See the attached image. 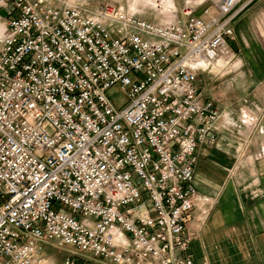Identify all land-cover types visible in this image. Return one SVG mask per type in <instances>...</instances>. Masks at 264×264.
Masks as SVG:
<instances>
[{
  "label": "built area",
  "instance_id": "2783aa9c",
  "mask_svg": "<svg viewBox=\"0 0 264 264\" xmlns=\"http://www.w3.org/2000/svg\"><path fill=\"white\" fill-rule=\"evenodd\" d=\"M253 1L155 24L111 2L0 0V264H53L51 241L103 264H196L197 153L222 117L198 75Z\"/></svg>",
  "mask_w": 264,
  "mask_h": 264
},
{
  "label": "crops",
  "instance_id": "0c3cea01",
  "mask_svg": "<svg viewBox=\"0 0 264 264\" xmlns=\"http://www.w3.org/2000/svg\"><path fill=\"white\" fill-rule=\"evenodd\" d=\"M174 1L181 10L174 19L185 22V0ZM193 10L206 21L220 15L213 7H205L203 14ZM262 16L264 0H254L233 21L234 37L223 53L234 57L211 60L198 75L201 92L215 101L222 117L216 143L197 153L198 195L186 223L196 264H264Z\"/></svg>",
  "mask_w": 264,
  "mask_h": 264
},
{
  "label": "rangeland",
  "instance_id": "374dc122",
  "mask_svg": "<svg viewBox=\"0 0 264 264\" xmlns=\"http://www.w3.org/2000/svg\"><path fill=\"white\" fill-rule=\"evenodd\" d=\"M79 5L88 6L90 8L96 9L100 7L102 4L111 2L115 3L116 5L120 6L122 9L135 14L136 16L146 19L148 21H151L155 24H167L169 22L174 21L176 13L178 10H180V7H178V4L175 3L174 0H71ZM188 1V0H187ZM195 1V0H189ZM201 1V0H198ZM221 0H210L209 2H206L205 4H200L201 2L196 3H190L185 2L182 4V9L185 11L187 8H197V12L199 14H203L205 7H213L214 9H218V5L220 4ZM195 7V8H194ZM179 8V9H178ZM181 11V10H180ZM203 12V13H202ZM6 11L4 9L0 10V37L2 35V32L4 30V24L6 21L5 16ZM146 17V18H145ZM260 22V33H262L264 38V16H262V20ZM226 51V50H225ZM227 51L224 52L216 61H218L221 57H224V60L227 61ZM209 60L203 59L202 63L204 65L209 64ZM109 96L115 102L116 104H120L125 99V92L120 90L118 87H115L111 91H109ZM77 248L70 245H59L56 242H47L44 244V252L45 255L48 257V259L53 264H64L65 260L69 256H78V262L80 264H88L89 262H92L93 264H103L100 259L95 257L91 252L89 251H78L80 254H76L75 250Z\"/></svg>",
  "mask_w": 264,
  "mask_h": 264
},
{
  "label": "bare ground",
  "instance_id": "6f19581e",
  "mask_svg": "<svg viewBox=\"0 0 264 264\" xmlns=\"http://www.w3.org/2000/svg\"><path fill=\"white\" fill-rule=\"evenodd\" d=\"M224 50V49H223ZM206 59V58H205ZM207 60H209V59H207ZM209 61H211V60H209Z\"/></svg>",
  "mask_w": 264,
  "mask_h": 264
}]
</instances>
